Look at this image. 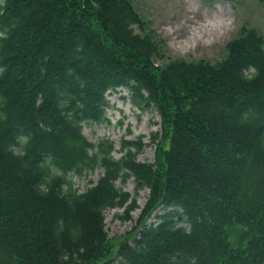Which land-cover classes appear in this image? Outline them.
<instances>
[{
  "label": "trees",
  "instance_id": "obj_1",
  "mask_svg": "<svg viewBox=\"0 0 264 264\" xmlns=\"http://www.w3.org/2000/svg\"><path fill=\"white\" fill-rule=\"evenodd\" d=\"M132 25L130 0H0V264H264L263 37L241 26L219 63L157 64ZM118 89L160 116L152 163L139 138L113 158L81 133ZM96 168L82 192L64 175ZM129 177L148 197L111 244L103 212L137 208L114 186Z\"/></svg>",
  "mask_w": 264,
  "mask_h": 264
},
{
  "label": "rangeland",
  "instance_id": "obj_2",
  "mask_svg": "<svg viewBox=\"0 0 264 264\" xmlns=\"http://www.w3.org/2000/svg\"><path fill=\"white\" fill-rule=\"evenodd\" d=\"M140 20L143 29L135 25L134 33L147 34L159 44L164 57L156 63L161 64L172 59L185 61L202 60L210 64L219 63L226 55V44L234 38L241 26L255 29L263 37L264 50V6L256 0H130ZM226 18V24L221 32L212 27L202 34L198 41L188 43L186 47H176L179 42H187L195 27L200 23L216 24ZM208 26L205 28L207 29ZM227 28V29H226ZM219 36V38L217 37ZM160 41V42H159ZM210 42V44H208ZM107 105L104 116L107 121L85 122L81 124V133L91 144L100 141H112L113 158H119L121 140H136L142 145L135 160L143 163L154 161L156 144L160 142V116L156 109L149 107L139 110L130 103L127 92L118 89L106 94ZM153 138V139H152ZM159 146H163L161 140ZM101 170L96 168L86 175L77 176L64 172L69 176L72 187L82 192L91 186L99 177ZM114 186L129 194L134 199L137 208L127 210L116 207L103 212V223L107 237L113 244L117 240L132 233L137 223L141 208L148 197V189L138 188L133 177L125 181L117 179ZM151 218L149 221H152Z\"/></svg>",
  "mask_w": 264,
  "mask_h": 264
},
{
  "label": "bare ground",
  "instance_id": "obj_3",
  "mask_svg": "<svg viewBox=\"0 0 264 264\" xmlns=\"http://www.w3.org/2000/svg\"><path fill=\"white\" fill-rule=\"evenodd\" d=\"M226 24V18H224L223 20L220 21H217L216 24H213V23H208V22H203V23H200L199 26L195 27V29L197 30L196 32H193L191 34V36L189 37V39L187 40V42H179L176 44V47H186L188 45V43H192L195 41H198L200 36H202V34H199L198 32H203L202 33H206L207 30H210L212 27L215 28V30L217 31L218 29V32H221V28L224 27V25ZM208 26L207 29H205L206 27ZM227 29V28H226ZM219 38V36H217ZM210 44V42L208 43ZM187 48V47H186Z\"/></svg>",
  "mask_w": 264,
  "mask_h": 264
}]
</instances>
